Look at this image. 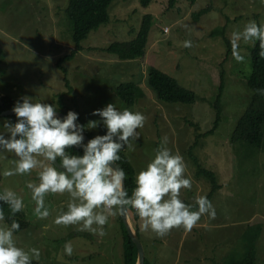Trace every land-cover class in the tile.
<instances>
[{
    "label": "rangeland",
    "instance_id": "1",
    "mask_svg": "<svg viewBox=\"0 0 264 264\" xmlns=\"http://www.w3.org/2000/svg\"><path fill=\"white\" fill-rule=\"evenodd\" d=\"M67 3L68 0H0V96L14 100L29 96L33 102L73 110L84 125L99 119L91 115L92 111L108 103L121 111L127 108L143 113L145 125L137 129L140 138L123 149L136 174L160 147H167L183 157L185 176L192 182L190 189L181 190L183 202L195 211L197 198L206 196L216 210L215 218L210 220L219 224L220 229H207L205 233L213 237L205 243L208 249H201L203 255L210 253L212 263L198 259L190 264L239 263L252 254V248L257 264H264V124L261 146L231 141L251 100L246 81L251 72L253 44L239 42L238 51L245 59L237 62L233 49L226 55L224 40L226 36L231 42L232 33L242 31L249 21L264 23V0H177L173 7L170 0H150L147 6L142 0H113L108 7L109 22L92 30L79 49L72 39V23L65 11ZM201 9L207 12L195 19L194 14ZM147 13L154 16V23L145 57L120 60L105 50L114 41L133 39ZM186 40L192 42L191 47L183 46ZM74 51L73 58L65 59ZM150 66L193 90L196 101H160L147 84ZM223 70L225 85L221 90ZM128 81L140 83L145 92L133 105L122 101L116 93L117 86ZM60 94H64L63 98ZM218 97L221 117L215 131L205 136L217 117L213 103ZM5 119L15 122L16 117L2 115L0 124ZM88 130L95 135L106 131L103 126ZM15 159L11 153H0V191L8 188L23 198L31 223L26 230L14 233L17 246L25 250L38 248L40 264H124L125 236L119 212L109 216L102 237L78 231L79 225L55 223L62 210L66 211L67 193L48 194L45 205L50 215L37 218L26 185L29 181L39 182L38 170L30 175L3 176L5 170L14 167ZM206 171L214 174L220 185L217 189H213ZM129 210H133L131 219L135 222L136 212L132 207ZM5 226L8 224L0 221V227ZM244 227L251 234L237 239ZM148 231V235L143 231L141 235L146 255L150 251L153 260L166 254L164 260L157 258L158 264H170L175 253L173 244L180 239L184 242L190 235L183 227L172 229L163 237ZM152 234L154 243L149 237ZM217 242L219 247L215 248L213 243ZM66 243L73 247L71 256L64 253ZM176 264L184 262L179 260Z\"/></svg>",
    "mask_w": 264,
    "mask_h": 264
},
{
    "label": "clouds",
    "instance_id": "2",
    "mask_svg": "<svg viewBox=\"0 0 264 264\" xmlns=\"http://www.w3.org/2000/svg\"><path fill=\"white\" fill-rule=\"evenodd\" d=\"M259 42V56L264 58V23L249 21L242 31L231 36L233 58L243 62L239 42ZM184 47H191L190 40ZM264 94V89L258 90ZM16 120H3L0 124V153H11L16 159L14 167L3 176L30 175L37 171L38 183L28 182L34 215L45 219L50 215L45 205L48 194H68L66 211L55 218L58 225H79L78 231L104 236L103 226L109 216L127 214L131 206L141 219V229L151 230L163 237L172 229L183 227L191 231L202 215L214 219L216 210L206 196L196 200L197 209L191 210L180 198L182 189H190L192 182L185 176L186 165L180 154H173L167 147H160L145 168L135 176V188L129 195L126 172L120 167V152L140 138L137 129L145 125L146 117L139 111L127 108L118 110L113 103L94 109L86 125L79 122V114L69 110L63 117L53 104L33 102L32 97L22 96L12 107ZM103 126V135H96L85 143L86 129ZM162 143H166V140ZM82 149L75 154L71 149ZM58 162V163H57ZM0 221L5 219L4 206L10 214L25 208L23 198L15 191H0ZM116 211H113V208ZM20 228L13 220L10 226L0 227V264H33L39 260L40 250H25L17 246L14 233ZM64 253L71 256V243L64 245ZM146 259V258H145Z\"/></svg>",
    "mask_w": 264,
    "mask_h": 264
},
{
    "label": "trees",
    "instance_id": "3",
    "mask_svg": "<svg viewBox=\"0 0 264 264\" xmlns=\"http://www.w3.org/2000/svg\"><path fill=\"white\" fill-rule=\"evenodd\" d=\"M113 0H68L66 6V13L72 23V39L77 45V48H82L81 42L87 38L89 33L99 28L102 24L109 22L108 7ZM177 0H170V7L176 5ZM144 6L150 3V0H142ZM207 10L201 9L194 15L195 19H199L203 13ZM154 23V16L151 13H147L143 16L141 26L137 32V35L128 41H114L105 50L111 54H114L120 60H132L137 58H143L146 55V47L148 44V37L151 27ZM225 43L227 45L226 55H229L232 50V45L229 39L224 36ZM259 42L251 47V72L247 77V86L251 92V100L246 108L243 116L238 120V123L232 133V142L245 141L253 145L261 146L263 141V124H264V94H260L258 90L264 89V58L259 56ZM75 51L71 55H67L65 59H71L74 56ZM62 67V66H61ZM64 69V67H62ZM66 72V70L64 69ZM225 74L224 70L220 75L219 86L220 89L224 88ZM66 85L69 87L70 92L72 87L69 84V80L65 77ZM226 83V81H225ZM147 84L153 89L156 97L160 101H166L170 103H194L197 99L195 92L187 87L181 85L176 78L162 71L161 69L150 66L147 74ZM116 93L129 105H133L136 100L143 97L145 92L140 83L136 81H128L120 83L116 88ZM64 94H60V98H63ZM18 100H14L6 95L0 96V113L7 109H12L13 105ZM213 107L217 110V117L215 119L213 127L208 130L205 136L213 133L217 128L221 117L222 106L220 103V97H218ZM58 109V108H57ZM60 111L68 112L69 110L58 109ZM91 138L96 136L90 130L85 131ZM199 135V136H203ZM79 149V148H78ZM72 152L77 154V148L73 147ZM82 154V149H80ZM121 160L119 165L126 172V187L129 195L135 188V176L136 169L132 164L125 150L120 152ZM205 175L213 183V189H217L220 185L217 184L215 176L212 172L206 171ZM209 199V198H208ZM3 204V202H0ZM4 206V221L10 226L13 220L19 222L20 228L15 232L19 233L26 230L30 226L29 215L24 208L22 212L11 215L7 205ZM131 206H128L130 209ZM31 219V218H30ZM136 219V218H135ZM122 220V219H121ZM124 246L123 252L124 264H136L138 257V250L135 242L129 235L124 222ZM253 251V248H252ZM252 254L245 256V258L236 264H257ZM33 264H40L39 261L33 260ZM145 264H152L148 259H145Z\"/></svg>",
    "mask_w": 264,
    "mask_h": 264
},
{
    "label": "crops",
    "instance_id": "4",
    "mask_svg": "<svg viewBox=\"0 0 264 264\" xmlns=\"http://www.w3.org/2000/svg\"><path fill=\"white\" fill-rule=\"evenodd\" d=\"M184 203L187 204L188 202L185 201ZM129 213H130V217H131V213H133V210L132 211L129 210ZM141 223H142L141 219L136 214V221L134 222V224H135V227H136V229L140 235V238L142 235V231L144 232L145 235H148V233H150L149 231L146 232V231L141 229V227H140ZM213 223L214 222H212L206 214L202 215L200 218V221H198L197 225L195 227H193L191 231H189L190 235H189L188 239H186L184 242L182 239H180L178 244H173V248H172L173 251L172 252H175V253L172 255V258H170L171 259L170 264H176V262H178L179 260H182L184 262V264H190L192 261L198 260V259H200L202 262L204 261V259H206V260H208V262L212 263L210 261V260H212V259H210V253L206 252V254L203 255L201 249H205V251H206L208 249V247L205 245V243L210 241L211 238L213 237V236H209L208 233H205L207 231V229L208 228L220 229L219 224H217V223L213 224ZM250 234H251L250 230L247 229V227H244V229L242 230V233H240V235L237 236L236 238L237 239L242 238V237L246 238ZM149 237L151 238V240L154 243V237L155 236L152 234V235H149ZM167 238L168 237H165V239H167ZM213 246L215 248H218L219 247L218 242L213 243ZM168 252H171L170 249L168 250ZM148 256H149V258H148ZM148 256L146 255V250H145V257H146V259L148 258L149 262L152 264H158V262L156 263L157 258H158V261L166 259V254H163L159 257L153 258V260H152V255H151L150 251L148 253ZM222 264H224V263H222ZM234 264H236V262Z\"/></svg>",
    "mask_w": 264,
    "mask_h": 264
},
{
    "label": "water",
    "instance_id": "5",
    "mask_svg": "<svg viewBox=\"0 0 264 264\" xmlns=\"http://www.w3.org/2000/svg\"><path fill=\"white\" fill-rule=\"evenodd\" d=\"M2 115H15L12 111V109H7L4 110L0 113V116ZM58 115L63 117L64 115H66V112L60 111L58 110ZM84 139H85V143L91 139V137L84 132ZM77 154H81L80 149L77 148ZM58 163V162H57ZM126 183V182H125ZM121 218L126 226V229L129 233V235L131 236V238L133 239V241L135 242L136 246H137V250H138V257H137V262L136 264H145V249H144V245L142 243V240L140 238V235L137 231V229L135 228L132 219L130 217V213H129V209H127V214L126 215H121Z\"/></svg>",
    "mask_w": 264,
    "mask_h": 264
}]
</instances>
